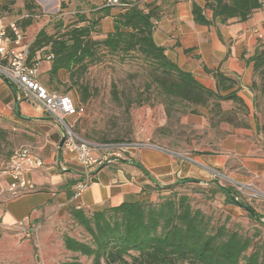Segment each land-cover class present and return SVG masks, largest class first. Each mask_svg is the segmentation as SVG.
Listing matches in <instances>:
<instances>
[{
	"label": "crops",
	"instance_id": "1",
	"mask_svg": "<svg viewBox=\"0 0 264 264\" xmlns=\"http://www.w3.org/2000/svg\"><path fill=\"white\" fill-rule=\"evenodd\" d=\"M87 1L95 4L96 10L105 7L103 0ZM209 1L144 0L139 8L156 15L153 29L155 44L164 48L169 60L193 74L204 86L215 89L212 72L216 70L237 80V94L249 110V126L226 135L218 145L219 151L198 152L193 157L177 153L166 145L160 147L167 151L156 148L133 150L129 162L119 160L97 168L92 173L88 187L75 196L76 187L82 178V167L71 153L59 149L60 127L39 105L21 93L17 94L0 77V115L12 118L23 127L24 145L31 147L45 162L43 167L22 176V179L33 183L35 189L15 198L7 196L10 176L0 173L2 228L14 232L21 222L24 229H38L40 232L35 237L37 243L31 245V249L47 244L57 248L58 252L62 246V240L58 239L59 230L70 219L69 209L72 207L94 212L122 202L154 200L157 190L152 187L162 188L183 180L206 185L212 173L225 172L235 164L243 168L246 176L238 175L233 180L248 185L252 178H256L260 189L257 186L255 188L264 194V135L259 129L262 118L257 115L256 94L251 89L253 65L250 60L256 49L264 46V5L244 21L232 19L226 23L214 22L209 25L196 23L191 12L192 4L198 5L205 17L211 19L212 10L207 7ZM51 2L55 3L54 0ZM123 11L111 7L109 14L101 19L100 25L105 34L113 30V17ZM34 28L33 23L22 28L25 42L31 44L41 30V26ZM37 58V81L50 92L59 94L57 91L60 88L69 85V73L60 69L50 75L51 59H47V54ZM73 91L74 88H70L59 95L71 96L75 101L71 94ZM175 154L177 157L173 156ZM58 162L66 170H61ZM221 206L225 209L232 207L224 203ZM261 208L263 212L256 208L257 213L264 216V205ZM24 239L29 241L28 237ZM47 252L46 255L42 254V259L48 257ZM31 256L28 255L29 258ZM35 262H38L37 257Z\"/></svg>",
	"mask_w": 264,
	"mask_h": 264
},
{
	"label": "trees",
	"instance_id": "2",
	"mask_svg": "<svg viewBox=\"0 0 264 264\" xmlns=\"http://www.w3.org/2000/svg\"><path fill=\"white\" fill-rule=\"evenodd\" d=\"M263 5L264 0H210L207 7L212 10L211 19L206 18L203 10L194 3L191 12L196 23L209 25L232 19L244 21ZM25 7L32 8L29 3ZM110 9H98L95 19L79 16L77 23L57 35L48 33L44 28L39 30L29 46L28 64L36 63L37 57L42 54H52L50 75L60 69L67 71L68 87H78L81 102H84L88 98V89L79 81L87 68L100 60L101 51L116 56L121 63L140 57L150 68V81L146 88L155 87L164 105L166 118L171 116L174 103L180 105L182 114H198L200 107H213L211 112L220 114L223 112L222 102L232 101L244 115L248 114L247 106L237 94L238 82L235 78L219 70L212 72L215 79V89L212 90L167 58L164 48L153 40L156 15L152 11H145L136 5L126 8L113 17L111 32L103 39H93L95 25L109 14ZM19 24L22 28L29 26L32 16L22 19ZM250 60L253 65L251 89L257 101L258 96L264 97V46L257 48ZM235 118H228L227 121L234 123L235 127L249 126L247 119L233 122ZM259 129L264 135V122ZM189 181L183 180L162 188L152 187L157 190L154 200L122 202L94 212L70 208V220L84 229L88 240L62 234L63 248L72 257L60 264H85L78 260L79 256L90 259V264H264V240L252 246L251 240L237 230L225 225L213 227L211 217L192 206L187 194L176 192ZM192 186L202 191L205 188L199 184ZM208 189L211 195H223L224 204L242 208L248 217L264 225V216L244 199H236L238 193L235 189L217 184Z\"/></svg>",
	"mask_w": 264,
	"mask_h": 264
},
{
	"label": "rangeland",
	"instance_id": "3",
	"mask_svg": "<svg viewBox=\"0 0 264 264\" xmlns=\"http://www.w3.org/2000/svg\"><path fill=\"white\" fill-rule=\"evenodd\" d=\"M51 1L13 0L11 3V0H0V18L21 23L22 19L32 16L35 28L41 26V29L44 28L48 33L57 35L66 27L77 23L79 16H84L86 19L98 17L97 6L90 1L54 0V4ZM26 3L32 8H26ZM102 18L95 25L96 32L92 34L93 39H103L106 35L100 25ZM99 57L100 60L90 65L79 81L87 86V100L81 102L78 87L75 86L74 91L71 92L75 97V101L73 100L75 104L84 108L83 113L69 116L67 119L77 135L90 143L108 145L109 150L114 151L115 148L110 149L112 145L133 141L147 142L158 146L166 145L177 153L193 157L198 152L219 151L218 145L224 137L241 128L229 123L228 118L236 117L233 122L237 119L240 121V118L248 119L249 110L248 114L244 115L239 106L232 101L222 102L223 112L220 114L211 112L213 107H200L198 114L188 112L182 114L180 105L174 103L171 116L166 118L164 105L155 87L146 88V84L150 81V68L140 57L129 58L122 63L116 56L103 51L100 52ZM255 78L258 81V78ZM69 90L70 88L64 85L57 92L62 94ZM257 102V115L259 114L264 122V97L258 96ZM23 131V127L12 118L0 115V173L12 153L24 146ZM112 140L117 141L112 142ZM238 175L246 176L243 168L235 164L225 172L212 173L208 178L209 182L201 185L205 187L204 191L192 186V183H186L187 185L177 189L176 192L187 194L192 206L200 208L211 217L213 227L225 225L229 229L237 230L242 236L249 238L254 246L255 243L264 240V225L248 217L245 210L240 207L232 206L225 209L221 206L224 196L211 195L208 189L217 182L234 188L227 177L236 180ZM250 182L248 185L245 184L247 187L243 193L237 192L238 197L261 212L264 194L256 190L255 186L259 188V181L256 178H252ZM61 226L58 239L66 233L81 240H88L84 229L70 219ZM14 230V232L5 230L0 225V264H60L72 257V254L63 248V244L58 252L57 248H51L47 244H40L38 248L33 246L31 249L30 246L37 243L35 237L40 232L38 229L32 228L27 234L18 228ZM27 237L29 241H25L24 238ZM44 247L46 249H43ZM47 251H49L48 257L42 259V254L46 255ZM29 254L32 258L28 257ZM35 257L38 258V262H35ZM78 260L90 264V259L84 256H79Z\"/></svg>",
	"mask_w": 264,
	"mask_h": 264
},
{
	"label": "built area",
	"instance_id": "4",
	"mask_svg": "<svg viewBox=\"0 0 264 264\" xmlns=\"http://www.w3.org/2000/svg\"><path fill=\"white\" fill-rule=\"evenodd\" d=\"M143 2L144 0H103V5L125 10L133 5L140 7ZM258 36L261 37V34L258 33ZM29 46L30 42L24 41L23 29L17 21L0 18V77L14 88L17 94L21 93L26 99L39 105L63 130L64 142L61 151L65 150L71 153L82 167V178L76 187L75 196L88 187L92 173L97 168L119 160L129 162L131 160L130 153L133 150L156 148L167 151L164 147L139 141L112 145L110 149L115 148V150L110 151L108 145L93 144L82 139L74 131L73 126L67 122V119L72 115H81L84 108L81 105H76L68 96L50 92L37 81V64L29 65L27 62ZM52 56V54L47 55V59H51ZM58 163L61 170H66L60 162ZM44 165V159L36 154L31 147L24 145L17 148L2 168V172L11 178L6 189L7 196L15 198L33 191L35 189L33 183L22 179V176ZM227 180L238 193H243L247 187L232 178L227 177ZM216 184L223 188L229 187L221 182ZM235 198L239 199L238 196ZM18 229L28 233L21 222L18 224Z\"/></svg>",
	"mask_w": 264,
	"mask_h": 264
},
{
	"label": "water",
	"instance_id": "5",
	"mask_svg": "<svg viewBox=\"0 0 264 264\" xmlns=\"http://www.w3.org/2000/svg\"><path fill=\"white\" fill-rule=\"evenodd\" d=\"M60 131H61V139H60V141H59V149L61 150V148H62V146H63V142H64V134H63V130L62 129H60ZM103 166H105V165H103ZM103 166H101V168L103 167ZM193 182H197V181H193ZM249 213H251V210L250 209H248V208H245ZM256 215V214H255Z\"/></svg>",
	"mask_w": 264,
	"mask_h": 264
}]
</instances>
